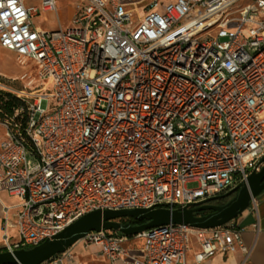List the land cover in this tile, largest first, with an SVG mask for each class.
I'll return each mask as SVG.
<instances>
[{"label":"built area","instance_id":"built-area-1","mask_svg":"<svg viewBox=\"0 0 264 264\" xmlns=\"http://www.w3.org/2000/svg\"><path fill=\"white\" fill-rule=\"evenodd\" d=\"M56 11L57 0H0V47L33 60L39 84L0 118V192L18 200L13 222L9 206L0 216L3 251L96 209L191 207L260 170L264 0H77L70 25H35ZM78 242L122 264L182 263L195 244V264L248 253L231 221ZM40 264L78 263L67 250Z\"/></svg>","mask_w":264,"mask_h":264},{"label":"water","instance_id":"water-1","mask_svg":"<svg viewBox=\"0 0 264 264\" xmlns=\"http://www.w3.org/2000/svg\"><path fill=\"white\" fill-rule=\"evenodd\" d=\"M259 171L247 176L246 181L223 194L210 197L200 204L181 209L130 208L119 210L96 209L85 213L64 227L52 238H46L41 243L13 251H0V264H40L52 256L69 250L75 243L90 231L102 229L117 230L126 236L135 235L146 229L167 225L184 224L195 228H213L223 225L242 213L264 190V155ZM216 200L225 201L222 204L212 203ZM208 211L203 215L199 212ZM130 218L145 220L132 225L118 219Z\"/></svg>","mask_w":264,"mask_h":264},{"label":"crops","instance_id":"crops-1","mask_svg":"<svg viewBox=\"0 0 264 264\" xmlns=\"http://www.w3.org/2000/svg\"><path fill=\"white\" fill-rule=\"evenodd\" d=\"M255 202V206L249 204L242 213L231 220V222L239 228L241 240L248 249V253L245 254L242 251H236L235 253L226 256L217 254L206 260L203 264H264V190L255 198ZM17 203L18 200L15 197L10 196L5 191H1L0 216L2 215L3 208L9 206L10 211L8 219L10 222H13L15 220ZM2 225L1 221L0 248L2 246ZM9 233L16 236V230L14 228H10ZM196 250L197 245L195 244L192 250L186 254L184 261L177 264H195L194 253ZM69 252L78 264H122L119 260L111 263L100 253L99 248L95 245L81 247L80 245L74 244L73 247L69 249Z\"/></svg>","mask_w":264,"mask_h":264},{"label":"rangeland","instance_id":"rangeland-1","mask_svg":"<svg viewBox=\"0 0 264 264\" xmlns=\"http://www.w3.org/2000/svg\"><path fill=\"white\" fill-rule=\"evenodd\" d=\"M76 2L77 0H57L56 13H45L38 16L34 19L35 25L45 29L57 28L59 25L63 27L70 25ZM23 74L24 77L21 76ZM38 87L36 65L33 60L28 59L24 63H20L14 52L0 47V91L9 93L14 97H17L21 91H25L31 96L30 101H33L32 95ZM187 186L194 187L196 183H188ZM138 242L140 240L133 241L134 244H138ZM75 245L87 247L82 242H77Z\"/></svg>","mask_w":264,"mask_h":264},{"label":"trees","instance_id":"trees-1","mask_svg":"<svg viewBox=\"0 0 264 264\" xmlns=\"http://www.w3.org/2000/svg\"><path fill=\"white\" fill-rule=\"evenodd\" d=\"M19 104V100L10 95L9 93H4L0 91V118H3L6 114L12 115L13 114V107ZM223 201L222 203H224ZM221 203V204H222ZM208 211L199 212L196 215H203L206 214ZM126 221L130 222L132 225L140 224L145 222V220H134V219H127ZM0 251H3L0 248Z\"/></svg>","mask_w":264,"mask_h":264},{"label":"flooded vegetation","instance_id":"flooded-vegetation-1","mask_svg":"<svg viewBox=\"0 0 264 264\" xmlns=\"http://www.w3.org/2000/svg\"><path fill=\"white\" fill-rule=\"evenodd\" d=\"M223 202V200H216V201H214V202H212V203H215V204H221Z\"/></svg>","mask_w":264,"mask_h":264}]
</instances>
